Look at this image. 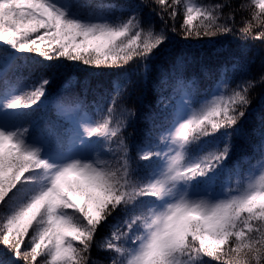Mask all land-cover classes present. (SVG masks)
<instances>
[{
    "label": "snow or ice",
    "instance_id": "6c2138e0",
    "mask_svg": "<svg viewBox=\"0 0 264 264\" xmlns=\"http://www.w3.org/2000/svg\"><path fill=\"white\" fill-rule=\"evenodd\" d=\"M153 2L159 30L151 15H143V4L94 8L88 0H0V68H26L29 53L96 68L171 58L169 75L179 76L188 61L169 50L172 34L199 41L239 32L264 41V0ZM20 79L11 86L5 79L0 88V247L10 253L0 252V264H104L94 249L110 254V264H264V114L258 170L239 174L234 187L217 188L237 147L233 138L249 135L245 121L264 74L230 91L218 89L203 102L182 99L166 134L158 141L146 134L135 159L122 132L136 114L123 107L122 87L102 99L98 118L77 123L72 141L40 130L31 119L46 106L51 76L31 91L18 86ZM89 90L85 84L72 94L66 115L83 106ZM209 127L224 130L213 150L195 143L210 135ZM118 209L127 216L126 230L99 241L100 228Z\"/></svg>",
    "mask_w": 264,
    "mask_h": 264
},
{
    "label": "trees",
    "instance_id": "16d2710c",
    "mask_svg": "<svg viewBox=\"0 0 264 264\" xmlns=\"http://www.w3.org/2000/svg\"><path fill=\"white\" fill-rule=\"evenodd\" d=\"M94 7L105 4L114 5H140L144 16L151 15L157 30L162 27L159 17L151 12L158 6L153 0H88ZM203 3H216L220 0H200ZM233 5L247 4L249 0H231ZM247 16V11L237 15ZM182 17H178L176 26L179 29ZM47 43V42H45ZM170 51L183 53L187 56L188 67L181 75H169L171 72V58L156 61L153 65L149 61L147 65L138 58L129 61L122 68H96L84 65L81 61L68 60L65 57L53 61H46L35 53L24 54L31 57V62L25 67L0 68V88L4 87V81L16 85L17 79L21 87L27 91L32 90V85H38L43 76H51L46 96L49 99L35 112H31V119L40 130L50 132L53 136L70 135L72 138V123L69 117L62 113L63 107H72L75 102L73 93H79L82 86L87 84L90 90L83 106L77 104L80 112H87L91 118H98L97 108L102 106V99L115 89L123 88L126 93L123 107L135 113L132 123L122 132L130 146V155L136 157V145L150 135L153 141L163 135L170 128L175 119L176 100L183 94L195 98L201 102L211 99V95L218 89L223 92L236 89L247 79H258L264 74V41L244 39L239 32L236 34L222 35L213 38H204L199 41L186 40L181 34H172ZM46 69V71H44ZM151 72L150 78L147 73ZM163 77L161 84L156 82ZM238 90V89H237ZM44 100V98H41ZM36 108V105H33ZM31 111V110H28ZM151 113L150 119L145 116ZM264 114V88L257 87L253 94L250 114L245 121V127L250 130L248 137L243 140L233 138L237 145L235 151L225 162L226 167L220 171L218 182L230 176H237L254 165L260 158L261 147L258 144V130L260 117ZM252 130H256L253 132ZM220 132H212L209 127V136H201L195 143H203L207 150H213V145L220 138ZM121 137L113 138L111 147L116 145ZM255 146V150L253 148ZM108 147L107 145L105 146ZM235 165V167H233ZM74 178V177H71ZM0 215H3L0 212ZM127 216L119 209L104 222L98 232L97 239L102 241L112 231H125ZM0 252L7 257L10 255L0 247ZM108 253L93 250V256L110 264Z\"/></svg>",
    "mask_w": 264,
    "mask_h": 264
},
{
    "label": "rangeland",
    "instance_id": "374dc122",
    "mask_svg": "<svg viewBox=\"0 0 264 264\" xmlns=\"http://www.w3.org/2000/svg\"><path fill=\"white\" fill-rule=\"evenodd\" d=\"M182 99L187 103V102H190V97L187 95V94H183L181 95L177 100H176V105H175V118H176V115L179 114L180 110H182L183 108V104L181 103ZM199 105H197L198 107ZM72 107H63L62 108V112L66 114V110L67 109H71ZM68 116V115H67ZM71 123H72V141H75L76 138H77V132H76V128H77V123L81 120H85V119H89L91 118V115L85 111L83 112H80L78 110V108L76 107L75 110H73V114L71 116H68ZM175 120V119H174ZM173 123V122H172ZM172 125V124H171ZM171 127V126H170ZM166 134V131L163 133V135ZM159 147L161 149H164L166 148V144L165 143H159ZM259 164H260V158L258 160H256V162H254V165L247 169L246 171L244 172H247L248 170H258L259 168ZM238 176V175H237ZM237 176H230V177H227L225 180H224V183H219L217 185V188H220V187H224V188H227V187H234L235 186V180L237 178ZM71 178V177H70Z\"/></svg>",
    "mask_w": 264,
    "mask_h": 264
}]
</instances>
